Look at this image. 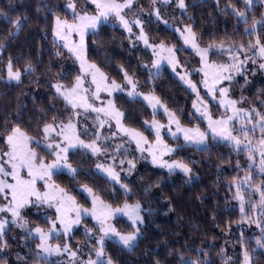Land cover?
<instances>
[{
	"label": "trees",
	"instance_id": "16d2710c",
	"mask_svg": "<svg viewBox=\"0 0 264 264\" xmlns=\"http://www.w3.org/2000/svg\"><path fill=\"white\" fill-rule=\"evenodd\" d=\"M67 0H0V149L5 147L3 137L13 126H19L34 137L42 133L44 124L68 120L72 110L59 96L54 83L70 85L79 68L73 56L52 38L55 17L72 19L65 7ZM77 4L85 0H75ZM144 7L151 0H138ZM186 9L181 11L166 8V18L150 17L144 20L146 35L177 49L176 58L187 69L199 62L197 55L185 46L177 26L191 25L201 46L223 41L225 45L238 47L259 35L264 43V25H257L256 33L249 36L247 25L238 23L231 14L229 5L244 10L242 0H185ZM85 6V5H84ZM19 19L22 27L17 31L10 21ZM253 19H264V0H254L248 13V24ZM86 57L96 63L117 83H124V72L136 79L142 92H152L170 110L175 112L184 125H203L192 108L193 94L168 69L163 68L158 76H150L145 68L152 61L150 51L134 46L131 37L117 25L104 23L96 33L85 37ZM60 55H57V53ZM209 59L227 62L226 55L209 54ZM12 61L13 69L21 70L19 82L6 83V64ZM31 64L34 71L24 72ZM194 76V74H192ZM233 100L245 109L253 107L264 113V72L262 69L244 70L229 85ZM112 101L125 116L123 123L145 131L144 121L153 114L148 105L139 98L121 92L114 93ZM218 110L211 107L213 115ZM210 139V138H209ZM173 143H182L174 140ZM36 148V145H32ZM40 157H50L43 149H36ZM119 156L124 158V154ZM175 159L192 169L189 178L176 171L152 166L149 163L136 169L130 176L121 177L120 184L110 181L95 170L96 156L84 149L69 153V162L79 169L75 177L65 172H56L54 183L65 188L83 206L90 201L79 189L82 185L92 187L106 203L120 206L125 202L141 205L143 223L138 224L140 235L132 250L106 240L105 252L114 264H181V260H198L200 264H245L247 251L250 264H264V248L256 239L264 236V214L259 208L260 193L254 186L264 182L259 172V160L250 164L246 151H236L233 146L219 140L198 148L187 145L173 153ZM252 173L249 191L240 188L238 181ZM235 181V182H233ZM121 184L127 185L125 194ZM244 195L245 212L236 199L237 188ZM3 200L0 194V202ZM255 205V207H253ZM258 221L259 225L254 222ZM113 224L120 231L133 230L131 223L119 216ZM12 228H8V231ZM83 237V236H81ZM11 243V239L8 241ZM34 260L35 255H30ZM3 257H0V262ZM47 263H53L48 261ZM57 263V262H56ZM55 263V264H56Z\"/></svg>",
	"mask_w": 264,
	"mask_h": 264
},
{
	"label": "snow or ice",
	"instance_id": "6c2138e0",
	"mask_svg": "<svg viewBox=\"0 0 264 264\" xmlns=\"http://www.w3.org/2000/svg\"><path fill=\"white\" fill-rule=\"evenodd\" d=\"M163 3H171V0H162ZM91 3L95 5V14L88 12H78L75 6V0H68L66 5L67 9L72 11L73 20L70 22L67 19H61L56 17L55 27L53 34L56 39L63 41V47L67 48L80 65V74L75 77L74 83L71 87H67L62 83H56L53 87L56 93L61 96L66 104L70 105L73 110L82 109L80 111H73L72 116L68 119L67 123L63 121H57L53 117V122L44 124L42 128L43 138L42 140L36 139L28 135L18 125L13 126L8 134L4 138L7 146V151L0 155V161H3V157L8 159L6 162H0V194L4 195V198L8 201L5 205L0 206V213H10L11 220L7 218L0 219V238L5 233L6 226L9 223L16 224L18 227L26 229L27 234L39 240L36 244V256L41 258L47 264L48 258L55 255H61L68 253L72 258V264L79 258L77 251L71 250L69 244L65 243L62 246L60 244L52 245L49 241L53 237V233L57 232V222L62 226L63 233L68 234L72 231L74 226L81 223L82 217L90 216L96 222V228L100 235L96 237V245L91 246V250L95 253V259L91 257L84 261L83 264H114L111 256L106 255L105 242L106 240H112L113 242L121 245L127 250H132L140 235V228L138 224L143 223V217L140 215L141 205L139 202L129 204L125 202L123 207H113L112 204L106 203L102 197L88 185H82L81 191L91 199V208H85L80 205L76 198L68 193V191L60 187L59 185L50 182L53 174L56 171H64L73 177L79 172L77 167H74L69 162V153L77 149H84L89 151L92 155L106 154L107 149L103 148L98 141L102 139L99 132H97L96 138L85 142L80 138V131L77 128V124L73 122L75 117H79L82 114L89 112L96 113L95 122L99 123V126L103 128L110 121H115L118 132L127 135L130 140L135 141L137 148L141 153L147 151L152 157V163L162 168H167L169 173H172L179 169L185 175H190L192 169L188 164L179 160H165L163 157L170 155L187 145L201 146L205 145L208 139L209 133L214 139L219 138L222 141L228 142L234 146L236 151H246L249 161L255 160V153H259V172L264 174V113L257 108L244 109L236 107L238 101L227 98L228 89L225 87H219L220 105L231 110V115H225L220 118H213L211 113L207 109V105L203 102L199 96L196 85L188 79V73L180 76V79L186 83L192 91L197 92V101L193 102V108L202 118L207 120V131H202L197 127H184L181 125L179 119L176 117L175 112L168 109L163 104L159 97L154 94L144 95L139 93L137 89V82L126 71L124 72V80L128 85H131V90L128 91L129 97L142 96L143 100L147 101L149 106L153 109V114L156 111L163 109L164 113L168 116V124H161L159 121L152 120L144 121L143 123L149 126V129L155 133V142L150 143L148 138L144 136L142 132L137 131L134 128L127 127L123 124L125 114L116 108L114 101L108 100L103 107H96L92 102L93 100L100 99V93H108L109 96L113 92L123 91L124 86L118 84L115 80H109L107 74L96 64L89 62L86 57V44L85 37L91 31L96 33L98 26L109 22L110 18H114L119 21L129 33L132 32V26L129 20L125 17L124 10L130 9L134 3V0H91ZM157 0H152V4L155 5ZM244 10H240L235 5H229L231 8V14L237 17L238 23L247 25L244 31L249 36L256 33L257 25H264V19H253L251 24H248V13L251 10L254 0H242ZM177 5L180 9H186L185 0H177ZM156 15L159 18V9H156ZM14 24L17 31L22 27L19 19L10 21ZM132 23L140 25L141 21L136 19ZM180 31L181 36L184 39V43L193 48L197 55L201 59L203 68L199 69L203 72L205 79L202 81L204 87L209 93L213 94L215 98V92L217 86L223 81H231L233 76L230 74L233 70L239 72L242 65L249 59L245 56V60H240L242 52L253 51L261 58H264V43L261 42L259 35H256L254 41L249 40L247 44L241 43L238 48L233 45H225L223 41L219 43H210L207 47H200L197 42L196 33L193 31L191 25H186L183 31ZM79 37V40H74L73 35ZM139 40L143 43L155 49L159 47L168 52V57L164 58L167 63L172 66L173 71L179 65V60L176 58L175 53L177 49L175 47H164L163 44L159 46L150 45L147 35L144 33L141 27ZM3 45H0L2 48ZM221 54L226 55L231 63L217 64L214 61H209V54ZM57 55H60L58 52ZM159 57V53H156ZM161 65V58L154 60L148 68L150 75L158 76ZM261 68H264V63L260 64ZM8 79L20 81L22 72L17 69L13 71L12 61L9 60L7 64ZM151 69H156L155 73H152ZM34 71L31 64H28L24 68V72ZM226 73H229L226 75ZM90 77L89 87H85L86 79ZM91 97V98H90ZM264 103V101H261ZM201 105V106H198ZM101 114L105 119H101ZM172 125H175V131H172ZM162 129H167L168 134L174 139L178 140L182 135L184 143H177L176 147H171L165 143L162 136ZM257 129L259 130V138L255 141L250 138L254 136ZM84 132H88V128L83 129ZM117 133H113L115 136ZM104 139H108L105 137ZM35 144L36 148L32 145ZM149 145L145 148L144 145ZM122 145L117 146L119 150ZM37 148L43 149L50 156L53 157L51 162H46L43 157H40ZM115 160V157H112ZM5 163L10 165L11 170H7ZM122 164L123 161H120ZM130 168L134 167L131 161L128 162ZM96 169L105 174L111 181L120 183V175L112 165L105 166L102 163L96 165ZM23 170L27 171V178L21 175ZM3 177H11L14 183H9ZM253 176L249 172L243 178V183L250 184ZM37 180L44 181V188L46 191L41 192L36 187ZM235 182V181H233ZM125 194L130 193L127 185L121 184ZM254 190L260 193L259 208L264 214V182L261 185L254 186ZM10 196V199L8 197ZM34 198V199H33ZM236 199L241 203L240 211L245 212L244 208V195L237 188ZM47 205L49 208L55 207L57 213L56 218L51 221V227L45 231L41 227H28V221L21 215V209L30 204ZM255 207V205L253 206ZM117 216H126L131 222L133 231L122 233L119 231L112 221ZM259 225L258 221H254ZM261 232L264 234V227H261ZM85 235L90 240L94 238L93 230L90 228L85 229ZM256 244L260 248H264V236L256 239ZM6 246L0 244V248ZM245 264H250L251 258L246 251L244 254ZM158 264V262H157ZM181 264H200L198 260H181ZM205 264H211L210 261H206Z\"/></svg>",
	"mask_w": 264,
	"mask_h": 264
},
{
	"label": "rangeland",
	"instance_id": "374dc122",
	"mask_svg": "<svg viewBox=\"0 0 264 264\" xmlns=\"http://www.w3.org/2000/svg\"><path fill=\"white\" fill-rule=\"evenodd\" d=\"M120 2H123V0H120ZM67 3H68V0L65 2V7H66ZM84 5L83 4H77L75 2V6H76V9L78 12H81V13L82 12H88L90 14H95V5L91 3V0H85ZM166 8H171V10H175V11L176 10L177 11L182 10L178 7L177 0H171V3H168V4L163 3L162 0H157V3L155 5L152 4V0H151L150 5L148 7H144L143 5H141L138 2V0H134V3L131 6V8L130 9L126 8L124 10V13H123L125 15V17L131 23V26H132V32L131 33H129L125 28H123V26L120 25L119 21L115 20L114 18H110L109 22H106V23H110V24L117 25V26L121 27L131 37V40L133 41L134 46L139 45V46L147 49L148 51H150V53L152 55V61L148 64L149 67L151 66V64L154 60L161 58L160 70H162L163 68H166L170 72H172L176 77H178L179 79H180L181 75H184L187 72L188 73V79H190L196 85L199 96L202 98L203 102L207 105V109L211 113L213 118L218 119V118L225 116V115H231L232 114L231 110L229 108L221 106L219 103V101L221 99L219 91H218L219 87L227 88L228 89L227 98L233 99V96H232L233 93H231V90L229 89V85L231 84V82L234 81L236 78H238V76L241 75V73L244 70L260 68L264 72V68L260 67V64L264 63V58H261L258 54L254 53L253 51L242 52L240 55V60H245V56L249 57V59H247V61L242 65L241 70L239 72H236L233 70L230 73L233 76V79L231 81L225 80L220 85L217 86V91L215 92V98H214L213 94L209 93L208 90L204 87V84L202 83V81L205 79V77H204L203 72H200L199 69L203 68L204 65L201 63L200 57L197 55L196 51L193 48H191L189 45L185 44V46L187 48L192 50L197 55V57L199 59L198 64L196 66L190 68V69H187L182 63L179 62V65L176 67L175 71H173L172 66L167 63L166 59H164V58L168 57V55H169L166 50H163L159 47H156L155 49H153L152 47L146 46L143 43V41L138 39V37L140 35L141 27L143 28V31L146 34L145 28H144V26H145L144 20L147 18H150L152 16L157 17L156 9H159V17L166 18V15L168 14V11ZM66 9H67V7H66ZM67 10L72 15V11L70 9H67ZM72 17H73V15H72ZM61 19L63 20V19H67V18H61ZM136 19H139L141 21L140 25H136V24L132 23ZM67 20L71 22L73 20V18L67 19ZM55 23H56V17L54 19L53 29L55 27ZM177 29L183 31L184 28H180L179 26H177ZM178 33H179V36L181 37V39L184 41L183 37L180 34V31H178ZM52 38L54 39V41L56 43H58L61 47H63V41L56 39L53 32H52ZM73 39L78 41L79 37L74 34ZM148 41H149L150 45L159 46V45L163 44L159 41L152 40L149 37H148ZM163 45H164L165 49L170 47L169 45H165V44H163ZM200 47L203 48V47H207V46H201L200 45ZM236 48H238V47H236ZM64 50H66L69 53L67 48H64ZM1 53H2V49L0 48V56H1ZM156 53H159V57L156 55ZM73 58L77 62V65L79 68L77 75H79L80 74L79 62L75 59L74 56H73ZM209 61H214V60L209 59ZM214 62L217 64L231 63V61L229 59L227 62H221V63L216 62V61H214ZM7 64H6L5 76H3L1 78L6 83L17 82L15 80L10 81L8 79ZM147 70H148V68H147ZM13 71H15V69H13ZM151 71H152V73H155L156 69H151ZM149 74H150V72H149ZM192 74H194V76ZM227 74H229V73H226V75ZM150 76H152V75H150ZM90 79H91L90 77H88L86 79V82L84 85L85 87H89L88 81H90ZM133 79L136 81V79L134 77H133ZM73 83H74V81L70 85H65V86L71 87V85ZM182 83H184V81H182ZM54 84H56V82ZM118 84H120V83H118ZM184 84L189 88V86L186 83H184ZM121 85L124 86L123 91L113 92L111 96H109L108 93L101 92L100 93V99L99 100H93L92 102L95 104L96 107H103V106H105V104L108 100H112L114 93L121 92V93L127 95L128 91L131 90V85H128L126 83V81L124 83H122ZM136 90L139 93H142L144 95L153 94L152 92H142L139 89L138 84H137ZM189 90L193 94V101H192V105H193V102L197 101V92L192 91L191 88H189ZM134 98H139V99L143 100L142 96H137ZM143 101L148 105V107L153 112V109L149 106L148 102L145 100H143ZM65 105L68 106L69 108H71V106L66 104V102H65ZM198 106H201V105L198 104ZM212 106H215L218 109V110H216L217 114H215V115H213V112H211ZM236 107L243 108V107L238 106V105H236ZM192 108H193V106H192ZM71 110H72V113H73V111H80L81 113H83L82 109L73 110L71 108ZM193 110L196 112V110L194 108H193ZM158 112L161 115L155 116V117L152 116L151 118H149L145 121L151 122L152 120H156V121H159L161 124L167 125L168 124L167 114L164 113L162 108L157 110L155 114H157ZM196 114L199 116L200 120L203 122V125L201 124V126H199V125H192L191 126V125H184L182 123H181V125L184 127H190V128L198 126L202 131H207V120L205 118H202L199 113L196 112ZM95 118H96V113L89 112L87 114H82L79 117H75L73 119V122L77 124V128L80 131V138L82 140H84L85 142H89V141L95 139L96 138L95 134L97 132H99L101 137H102V139L100 141H98V143L103 148L107 149V152H106V154H103V155H95L96 156L95 170L97 172H99L96 169V165L98 163H102L105 166L112 165L115 168V170L119 173L120 181H121V177L132 175L136 169L140 168L141 166H143L146 163H149L152 166L158 167L160 169L169 171L167 168H162V167H159L157 165H154L152 163V157L147 151L141 153V151L137 148L135 141L130 140V138L127 135H125L124 133L118 132L116 125H115V121H110L109 124H106L103 128H101L99 126V123L95 122ZM100 118L105 119L103 114H101ZM60 121H63L64 123L68 122V120H60ZM124 125L127 127H130L126 124H124ZM85 127L88 128V130H89L88 132L83 131V129ZM144 127H145V131H141V130L136 129V128H134V129H136L139 132H142L144 134V136H146L148 138L150 143H154L155 142L154 131L150 130L149 126L146 124H144ZM171 127H172V131H175V125H172ZM131 128H133V127H131ZM113 133H117V134L115 136H113ZM259 135H260V133H259V130L257 129L255 135L250 136V138L255 141L256 139L259 138ZM162 136H163L165 143H167L171 147H176V143H173L174 139L168 134L167 129H162ZM34 137L36 139L42 140L43 132L41 133V135L34 136ZM105 137H108V139H104ZM209 138L211 140L222 141L219 138L214 139L212 137V135L209 133L208 139L206 140L205 145H201L198 148H202V147L206 146L209 143V140H210ZM178 140H180L182 143H184L182 135L179 137ZM223 142H225V141H223ZM225 143H228V142H225ZM228 144L233 146L230 143H228ZM118 145H122L123 147H121L119 150H117ZM144 147L147 148V147H149V145L146 144V145H144ZM195 147H197V146H195ZM7 150L8 149H7V146L5 144V147L3 149H0V155H2L3 152H6ZM121 153L124 154V158L119 156ZM255 155L258 156V160H259L260 159L259 153L257 152V153H255ZM112 157H115V160H113ZM163 158L165 160H169V161L177 160L174 158L173 153H171L170 155H166ZM7 159L8 158L6 156H4L3 161H0V162H6ZM44 159L46 162H51L53 157L50 156V157H47ZM120 161H123V163L121 164ZM129 161L132 162L134 167L130 168L129 163H128ZM252 162L253 161H250V164ZM5 166H6L7 170H9V171L11 170L10 165H7L5 163ZM56 172L67 173L66 170H64V171L58 170ZM176 172L182 173L183 175H185L179 169H177ZM100 174H102L103 176H105L107 179L110 180V178H108L105 174H103V173H100ZM21 175H23L25 178H27V171L23 170L21 172ZM187 176H189V178L192 177L191 175H187ZM3 179H6L9 183H14V181L12 180L11 177H3ZM50 182L54 183L53 178H51ZM112 182H114V181H112ZM117 184H120V183H117ZM238 184H239L238 186L240 188L244 189L247 194L250 193V191L248 190L250 187V184L243 183V179L239 180ZM36 187L41 192L46 191V189L44 188V181H42V180H37ZM79 189L81 190V186L79 187ZM83 194L86 196L85 193H83ZM1 195L3 197V200L0 202V206L5 205L8 202L4 198V195L3 194H1ZM8 199H10V196L8 197ZM87 199L90 201L89 206H83L77 200L76 201L85 208H91V206H92L91 205V199L89 197H87ZM123 205L124 204H122L120 206H113V207H123ZM21 215L28 221V227L29 228L41 227L45 231H47L51 227V221L56 218L57 213L55 211V207L49 208L47 205H39V204L33 203V204H30V205L26 206L25 208L21 209ZM140 215H141V212H140ZM117 217H119V216H117ZM121 217H123L127 221H129L126 216H121ZM3 218H7V219L11 220V214L10 213H0V219H3ZM113 222H114V220L112 221V223ZM8 228H12V230L8 231ZM86 228H90L93 230V233H94L93 239L89 240L86 237V235H85V229ZM121 232L127 233L124 231H121ZM99 235H100V233L98 232V230L96 228L95 220H93L90 216H88V217H82L81 223L77 226H74L72 231L68 234L63 233L62 226L59 224V222H57V232L53 233V237L49 241V243L52 245L60 244L61 246L65 243L69 244L71 247V250L77 251V253H78L79 258L75 261V264H83V262L87 261L90 257L92 259H95V253L91 250V246L96 245V237H98ZM81 236H83V237H81ZM10 239H11V243L8 242ZM5 243H6V246L3 248H0V257H3V261L0 262V264H45V261L43 259L38 258L36 256V252H37L36 244L39 243V240L32 237V236H29L27 234L26 229L20 228L16 224L9 223L6 226L5 233H4L3 237L0 238V244H5ZM30 255H35V258L31 263L29 262L32 259L30 257ZM48 261L53 262V263H47V264H55L56 262H57L56 264H72V258L68 255V253H63L61 255L51 256L48 258Z\"/></svg>",
	"mask_w": 264,
	"mask_h": 264
}]
</instances>
